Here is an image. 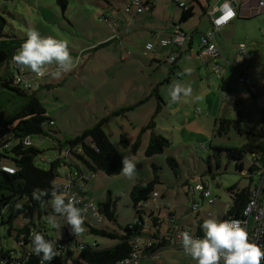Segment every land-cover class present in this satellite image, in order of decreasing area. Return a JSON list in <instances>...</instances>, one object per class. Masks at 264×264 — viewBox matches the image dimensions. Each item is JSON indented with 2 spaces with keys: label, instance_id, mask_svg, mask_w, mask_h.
Listing matches in <instances>:
<instances>
[{
  "label": "rangeland",
  "instance_id": "374dc122",
  "mask_svg": "<svg viewBox=\"0 0 264 264\" xmlns=\"http://www.w3.org/2000/svg\"><path fill=\"white\" fill-rule=\"evenodd\" d=\"M107 1L0 0V14L6 20L4 32L18 39H26L27 30L35 28L42 36L67 41L72 57L79 60L73 70L61 78L43 77L36 81L32 89L45 110V116L54 123L50 126L45 122V135L31 136L32 146L40 151L35 158V165L48 170L50 163L61 157L57 168L60 178H56L54 182L58 183L66 173L75 169L74 166L67 165L68 159L65 158L68 142L105 121L102 128L121 159L124 155L135 158L136 173L133 179H128L121 171L118 174L93 172L81 160L70 155L73 162L80 167L85 180L80 182L84 198L93 202L96 207L109 200L114 211L115 222H110L103 212H99L102 218L100 223L92 219L89 222L98 229L122 233L127 224L137 217L136 210H140L133 206L129 196L133 186L137 181H152L156 173L158 181L154 189L161 210L158 212L157 208L153 209L155 205L148 201L141 212L145 222L149 225V209H153L155 215L166 220L168 205L177 220L195 231V215L188 210L192 201L199 204L201 217L218 219L227 211V204H231L227 189L231 186L244 189L252 185L248 174L252 157L249 154L244 155L243 171H239L235 168V161L228 157L224 149H220V146H240L244 137L233 129L218 134L215 122L221 118L239 119L242 125L252 129L259 127L264 112V46L254 45H257L255 39L264 43L263 14L258 13L257 17L240 21L231 30L230 36H226L225 42L219 40L218 33H215V41L219 42L225 59L230 63L224 73L227 80L224 92L221 90L220 79L204 64L198 65V60H194L195 64L192 66L180 62L178 64L180 59L173 65L169 63L170 56L165 60L167 54L164 49L158 51L159 62L154 61V52L144 55L143 46L146 42L155 43L151 32H166L172 21L178 19L180 10L177 3H189L190 0H150L154 10L151 13L144 11L138 14L137 22L129 26L132 33L125 44L108 42L114 38L115 30L111 23L115 21L121 27L119 25L122 15L132 18L133 12L127 14V3L124 4L123 0H114L110 2V6ZM200 1L206 7L216 0ZM192 5L197 15L187 26L197 22L198 13H201L198 3ZM247 7L259 12L257 0L242 2L241 8ZM181 24L186 26L183 25L184 22ZM127 26L128 23L125 24ZM106 38L108 39L103 43H107L101 45L99 41ZM240 43H244L247 51L253 54L251 64L250 61H245L251 68L247 67L250 69L249 74L244 73L243 60L236 55V48ZM198 48L199 44L197 51ZM256 53L262 55L260 60H254ZM124 55L126 59L121 61L120 57ZM186 69H191V73H186ZM51 70L50 68L49 71ZM1 72H4V67L0 68ZM25 72L32 80L34 74L30 70ZM239 76H245L250 83H239ZM174 82L191 85L192 96L183 98L178 103H171L168 92ZM197 96L203 99L197 102ZM22 103H25L24 97L8 89L0 91V106L12 110ZM158 103L160 107L155 113ZM150 122L153 123L152 126L144 130ZM151 132L165 138L168 145L162 152L147 157L145 150ZM121 134L126 136L128 145L123 146L120 143ZM8 138L0 137V144ZM15 143V140H10L11 145ZM214 152L216 155L213 156ZM10 157L11 154L9 158H2L0 163L12 166ZM167 158L175 160V169L170 167ZM153 165L156 167L155 172ZM198 182L207 184L211 198L215 199L214 205L204 201L199 192L192 194L189 191ZM45 216L47 215L38 218L34 215L30 220L20 214L11 224L0 223V247L15 249L17 230L26 223L37 227L44 224L49 235L63 237V221L57 217L59 226L53 228L45 222ZM164 227L165 225L162 229ZM87 239L96 240L99 249L117 242L116 239L98 235H89ZM142 264L196 262L190 256H185L182 250L163 248L155 256L143 260Z\"/></svg>",
  "mask_w": 264,
  "mask_h": 264
},
{
  "label": "trees",
  "instance_id": "16d2710c",
  "mask_svg": "<svg viewBox=\"0 0 264 264\" xmlns=\"http://www.w3.org/2000/svg\"><path fill=\"white\" fill-rule=\"evenodd\" d=\"M190 1L191 2L189 3L183 2L184 6L182 7L179 6V3L181 2L177 3L180 12L173 27H178L182 33L184 32L181 23H187L196 15L194 6L192 5L193 3L199 4L201 15L207 13L206 7L201 4L200 0ZM59 2H62V0H59ZM5 25L6 20L0 14V68L4 67V72L0 73V91L8 89L25 98V103H22L19 107L12 110L0 106V137H9L0 144V149L2 150L0 151V160L2 158H9V155L11 154L10 159L13 162L12 166L0 163V223L11 224L12 220L20 214L31 220L34 215H37V217L40 218L42 215H49L52 213L50 205L46 209L40 207V204L32 198V192L33 189L36 188L46 189L48 190V196L45 197V200L51 199V192L56 188L54 182L56 178H60V175L57 173V168L59 167V161L62 160V158L58 157L55 161L51 162L48 170L41 169L37 167L34 162L35 158L40 154V151L33 146L26 147L23 144V139L26 137L31 138L33 135H45L43 126L46 121L48 123L51 119H48L45 116V110L32 89L28 91L23 90L14 84V73L12 71V64L14 62L13 56L20 48L24 39H18L14 35H9L4 32ZM125 29H128V32H125ZM121 32L126 34L130 33L129 26L124 27L121 31H116L114 36L116 34L118 36L111 40H115L116 38L119 39L118 37ZM191 37L192 34L189 35V39H191ZM111 40L108 42H111ZM106 43H102L101 45ZM159 47L161 46L159 45ZM153 48H155L154 44ZM156 96L158 101L161 102L160 97H158V95ZM159 107L160 104L158 103L155 113L158 112ZM217 121L215 127L217 128L216 130L218 134L226 133L230 129H233L237 134L244 137V142L240 146H220V149H224L228 157L235 161V168L239 171H243L242 159L244 155L249 154L252 157V163L248 167V174L251 180L252 173L264 164V112L262 113L259 127L255 129L242 125V122L239 119L230 120L221 118ZM104 122L105 121L99 122L92 128L85 130L80 136L68 142L69 147L67 149L68 155L66 156V159L70 161V167L74 166L79 170L80 174L77 177V184H80V182L85 180L82 177L83 174L80 167L73 162L70 155L81 160L86 167L93 172L103 171L106 174H118L121 171V157L102 128ZM152 124L153 123L150 122L144 130L151 127ZM12 139L16 141L13 145L10 144V140ZM120 143L123 146L128 145L124 134L120 135ZM79 144L80 147L78 146ZM136 145L137 142H135L134 147H136ZM167 145L168 141L165 138L151 132L145 155L149 157L156 153H160ZM77 148H79L81 152H77ZM216 152H218V150ZM214 155H216L215 152L213 153V156ZM167 162L171 168L174 167L175 169L176 163L173 158H167ZM2 166L9 167L13 169L14 172L9 173L4 171L2 170ZM153 169L155 172L156 167L154 165ZM157 181V175L155 173L152 181H137L135 183L129 196L133 206L140 208V210H136L137 217H135L131 223L127 224L122 233L108 231L107 229H98L90 222L84 223L86 238L89 235H98L101 237L116 239L117 242L115 244L99 249L96 240L88 239L89 241L94 242L93 246H88L74 254H71V251H67L64 256L54 257L51 264H67L66 259H70L69 264H119L121 261L130 258L134 252H138V264H142L143 260L155 256L156 253L163 248H173L183 251L178 236L181 232L185 231L184 229L190 231L194 237H202L203 232L201 230V224L204 219H207V217H201L199 215V205L196 202H192L188 209L190 212H194L195 215V222L197 223L195 231L190 230L188 227L184 228L185 226L182 227L180 225L182 222L177 220L173 216V213L169 211L165 220L164 218L155 215L153 209H149L147 214L149 225L145 222L141 212H143L142 210L146 207L145 204L150 200L152 194L156 192L154 185ZM249 189L250 186L244 189H237L236 186H231L227 189L231 198V204L228 203V209L225 215L221 217V220L239 218L241 216L242 210L248 200ZM74 190L79 196L84 197L80 188L76 187ZM18 204L20 205L19 208H17ZM139 204H142V206L140 207ZM194 204L198 205L195 210L192 209V205ZM97 207L99 212H103L110 222H115L114 211L111 208L109 200L103 204H99ZM159 209H161L160 205L158 206L157 211ZM166 209L169 210L170 207L167 205ZM3 214H5V218L3 217ZM182 224L186 225L184 223ZM29 225L30 223H26L22 228L17 230L15 249L0 247V264H15V257L23 255L27 248L31 247L30 235L32 232L42 233L48 240L52 237L47 233L44 224L39 225L38 227L35 225ZM164 225L165 227L162 229V226ZM175 227H178V231L172 230ZM170 236H173L176 240L173 246L166 243V238H169ZM137 238L153 240L152 245L145 249H135L134 246ZM184 255L188 256L185 253ZM21 264H40V258L33 256L30 260ZM46 264H48V262H46Z\"/></svg>",
  "mask_w": 264,
  "mask_h": 264
},
{
  "label": "clouds",
  "instance_id": "9594fccd",
  "mask_svg": "<svg viewBox=\"0 0 264 264\" xmlns=\"http://www.w3.org/2000/svg\"><path fill=\"white\" fill-rule=\"evenodd\" d=\"M13 61L19 69L30 70L37 78L48 75L54 79L72 71L79 63L78 59L72 57L67 41L42 36L35 28L27 30L26 39L13 56ZM185 72L190 74L191 69H186ZM192 94L191 85L180 82L171 84L168 92L173 104ZM195 99L199 102L203 98L197 96ZM121 165V174L133 179L136 173L135 158L124 155ZM46 196L48 190L33 189L32 198L42 209L51 206L52 213L44 217L45 222L55 228L59 226L57 217L63 218L70 234L80 236L84 232L87 208L77 206L80 200L74 194L53 190L50 200H45ZM19 207L18 204L17 208ZM201 230L203 236L199 238L188 231L181 232L178 237L184 253L196 264H262L264 261V247L250 239L246 227L239 220L207 218L203 220ZM30 240V250L40 258V264H51L54 257L60 255L56 242L46 239L42 233L32 232Z\"/></svg>",
  "mask_w": 264,
  "mask_h": 264
},
{
  "label": "built area",
  "instance_id": "2783aa9c",
  "mask_svg": "<svg viewBox=\"0 0 264 264\" xmlns=\"http://www.w3.org/2000/svg\"><path fill=\"white\" fill-rule=\"evenodd\" d=\"M126 5V12H133L135 14H140L144 11L148 10V4L145 3L144 0H127ZM179 6H184V3H179ZM257 6L259 13L263 14L264 17V0H257ZM230 13V15H229ZM207 14L210 16V20L213 26V30H207L205 32H202L199 36V50L198 54L211 58L212 61L215 64V72L220 74L222 71V67L218 65L217 60L220 58V51L217 48L215 42H214V30L226 25L230 20H232L236 15L235 12L232 10L231 5L228 2H222L220 5H218L214 9H210L207 11ZM125 32H128V29L124 30ZM116 34L114 37H117ZM187 37L184 33H182L178 27H173V30L165 35L163 38L159 40V45L161 47H167V46H179L183 39ZM146 50H151L153 48V44L148 43L145 46ZM236 52L239 57L245 59L250 58L253 54L247 51L246 46L244 44L237 45ZM124 58V56H122ZM174 58H169V63H173ZM12 71L14 73L13 75V81L14 84L22 88L23 90H31L36 85V81L41 79L37 78L35 75L33 79H29L27 76V72L25 70L19 69L15 62L12 64ZM48 75H45L46 77ZM239 82L242 84H249L250 81L244 77L240 76L238 78ZM49 125H54L53 121L48 122ZM23 144L26 147L32 146L31 144V138L26 137L23 139ZM77 152H81L79 148L76 149ZM67 152L65 154V158L67 156ZM67 165H71L70 161L68 160ZM2 170L7 171L9 173H13L14 170L2 166ZM79 170L73 169L70 170L68 173L65 174L64 178H61V181L55 184L56 188L55 190L57 192H66L68 194H74L79 200L80 204L77 205L78 207L87 208V212L85 213L86 219L85 222H89V219L96 220L97 222H100L102 220L98 208L93 204V202L86 200L84 197L79 196L75 192V188H80V184H77V177L79 176ZM81 176V175H80ZM83 177V176H82ZM252 185L249 189V195L248 200L246 202L245 207L242 210L241 216L239 218H229L230 220H239L243 223V225L246 227L250 239L254 241L255 243L261 245L264 247V164L262 167L258 168L255 172L252 173ZM191 192H199L201 197L207 201L208 204H213L214 199L211 198L210 191L207 188V184L203 182H198L195 184L194 188H191ZM155 193L152 194L150 198V202L155 205L156 208H158L159 204L157 203ZM141 207L142 204H139ZM198 205L194 204L192 205V209H197ZM60 218V217H59ZM63 221V224L61 225V229L63 230V236L61 238H57L52 236L49 240H52L56 242L57 250L59 251L60 255L58 256H64L66 255L67 251H71V254H74L75 252L81 251L85 249L88 246H93L94 242L89 241L86 238L85 229L84 232L78 236L74 237L70 234V230L67 227L65 220L63 218H60ZM172 221V220H171ZM172 230H177L178 227L173 228ZM187 231V229H184ZM145 231V230H144ZM191 235H193L190 231H188ZM178 236V234H177ZM179 237V236H178ZM152 241L147 238H137L135 241V249L141 248L145 249L152 245ZM175 239L173 236H170L169 238H166V243H169L171 246L174 245ZM31 247L27 248L25 253L23 255H18L15 257V264H21L25 263L26 261L30 260L33 256H36L31 252ZM183 249V248H182ZM138 252L132 253L131 257L128 259H125L121 261L119 264H138ZM65 258V257H64ZM62 258V259H64ZM66 263H70V259H66ZM262 264H264V261H262Z\"/></svg>",
  "mask_w": 264,
  "mask_h": 264
},
{
  "label": "crops",
  "instance_id": "0c3cea01",
  "mask_svg": "<svg viewBox=\"0 0 264 264\" xmlns=\"http://www.w3.org/2000/svg\"><path fill=\"white\" fill-rule=\"evenodd\" d=\"M107 1V0H106ZM114 0H109L107 1V4H109L110 6V2H112ZM124 1V4H126L128 1L127 0H123ZM146 4H148V10L146 11V13H151L152 10H154V5L152 2H150V0H144ZM244 1H250V0H244ZM243 0H216L213 4L211 5H207L206 6V10L209 11L210 9H214L216 8L218 5H220L222 2H228L231 7H232V10L235 12V17L230 20V22H228L226 25L214 30V37H215V33H218V39L219 40H222L225 42V39H226V36H230V33L232 29H234L235 27H237L238 23H240V21L244 20L245 18L246 19H249L251 17H257L256 14L258 15V12H254L253 11V8L251 7H247L245 9H242L241 6H242V2H244ZM233 2H236V5L234 4L233 5ZM112 5V4H111ZM131 12H127V14H130ZM196 15H197V12H196ZM195 15V16H196ZM194 16V18H195ZM138 14H135L133 13V17L130 18L129 15H122V18H120V25L121 27H118V24L115 23V21L112 24V27L113 29L115 30L113 33L115 34L116 31H121L124 27H125V24L128 23V26H131L133 24H135L137 22V19H138ZM178 18V17H177ZM193 18V19H194ZM193 19H191L190 21H188L187 23H185L184 25L186 26H182V29H183V32L187 35V37H185L183 39V42L177 46V47H159V40L161 38H163L167 33L171 32L173 30V24L176 23V20H173L171 25L169 26V28L167 29L166 32H162V33H156V32H151L153 35L151 36L152 40H154L153 42L154 43V46L155 48H153L152 50L150 51H147L146 52V44L150 43V42H146V44L143 46V50H144V55L147 56V54L149 52H154L156 53V56L154 59L157 60L159 59V52H161V50H166V53L167 56L165 58V60H167V57H173L174 56V53H177V56H174L173 58L175 59L174 60V63L173 65L177 62V60H179L177 63L179 64V62L181 64L183 63H186L188 66H192L193 64H195L194 60H198L199 62L197 63L198 65H205L206 68L209 69V71L216 75V78L220 79V83H221V90L222 91H226V84H227V80L224 78V73H225V70L227 69V65H229L230 63L225 59L224 57V52L219 44L218 41H215V38H214V42L215 44L217 45V48L219 49L221 55H220V58L217 60V63L219 66L222 67V71L220 74L216 73L215 72V64L214 62L212 61L211 58H208V57H205V56H202L200 54H198V51H197V47H198V44H199V34L202 33V32H205L207 30H213V26H212V23H211V20H210V16L205 13L203 15H201V13H198V20L197 22H193V24H191L190 26H187L188 23L192 22ZM237 19H241V20H237ZM112 33V34H113ZM131 31L130 33L126 34L124 32H121L120 33V36L118 37L119 39H115V40H111V41H115V43H120L122 44V42H125L127 43V39L129 38V35H131ZM113 34V36H114ZM192 34V37L191 39H189V35ZM112 35H110L109 38H111ZM251 38V37H249ZM108 38L106 39H103L99 42H101V44L107 40ZM130 39V38H129ZM256 42H257V45H254V46H264V43H261L259 41H257V39H255ZM131 41V40H130ZM153 44V43H152ZM240 44H244V43H240ZM117 45V44H115ZM120 45V44H119ZM127 47V46H126ZM87 48V47H86ZM199 49V48H198ZM124 50H125V47H124ZM232 51V50H231ZM123 52V51H122ZM263 51H261V54H262ZM233 53V51H232ZM235 53V51H234ZM233 53V54H234ZM121 54V53H120ZM129 54V53H128ZM236 55L238 56L237 52H236ZM257 55V53H256ZM255 55V59L254 60H260V54H258L257 56ZM169 57V58H170ZM239 57V56H238ZM241 58V57H240ZM253 58V56H251L250 58H241L243 60V65H244V73H247L249 74L250 72V67L248 65L245 64V61H250V64H251V60ZM121 61H125L126 59V55L124 56V58L120 57ZM123 59V60H122ZM247 61V62H248ZM155 62H159V60L155 61ZM180 64V65H181ZM249 67V68H247ZM247 68V69H246ZM240 77V76H239ZM245 77V76H244ZM239 82V80H238ZM240 83V82H239ZM242 84V83H241ZM245 85V84H244ZM158 95L161 97V100H163L164 98L162 97V95L160 93H158ZM227 96V94H226ZM227 97H225L226 99ZM263 113V112H262ZM218 120V119H217ZM216 120V121H217ZM241 121V120H240ZM242 122V121H241ZM216 123V122H215ZM260 125V123H259ZM189 191H192L191 189ZM200 195V194H199ZM201 197V195H200ZM202 198V197H201ZM203 199V198H202ZM214 199V198H213ZM215 200V199H214ZM205 201V199H204ZM192 202H195V201H192ZM197 203V202H196ZM215 203V202H214ZM211 204V205H214ZM199 205V204H198ZM228 205V204H227ZM152 206V205H151ZM167 206V205H166ZM156 208L153 206V209ZM161 209H159L158 211H160ZM154 211V210H153ZM171 212L173 213V215L175 214L174 212H172L170 209L168 210L167 209V212ZM198 212H199V207H198ZM226 213V212H225ZM207 215H210V214H207ZM225 215V214H224ZM218 220H221V217L218 218ZM182 227L184 228H187L188 226L187 225H183L182 223L180 224ZM5 248V247H4Z\"/></svg>",
  "mask_w": 264,
  "mask_h": 264
},
{
  "label": "water",
  "instance_id": "95a60500",
  "mask_svg": "<svg viewBox=\"0 0 264 264\" xmlns=\"http://www.w3.org/2000/svg\"><path fill=\"white\" fill-rule=\"evenodd\" d=\"M234 4L236 5V2H233V5H234Z\"/></svg>",
  "mask_w": 264,
  "mask_h": 264
},
{
  "label": "snow or ice",
  "instance_id": "6c2138e0",
  "mask_svg": "<svg viewBox=\"0 0 264 264\" xmlns=\"http://www.w3.org/2000/svg\"><path fill=\"white\" fill-rule=\"evenodd\" d=\"M229 15H230V13H229Z\"/></svg>",
  "mask_w": 264,
  "mask_h": 264
}]
</instances>
